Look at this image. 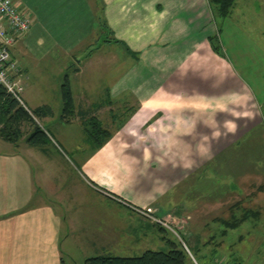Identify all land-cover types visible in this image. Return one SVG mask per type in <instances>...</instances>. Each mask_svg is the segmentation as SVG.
<instances>
[{"label":"crops","instance_id":"crops-1","mask_svg":"<svg viewBox=\"0 0 264 264\" xmlns=\"http://www.w3.org/2000/svg\"><path fill=\"white\" fill-rule=\"evenodd\" d=\"M12 2L30 19L9 48L23 107L38 110L47 138L30 145V124L15 141L0 136V264L153 250L162 229L135 208L180 216L157 205L166 179L203 169L263 119L209 37L224 26L264 47V0H236L219 23L208 0ZM104 42L105 51L78 59ZM71 65L72 110L63 115L61 77ZM92 119L110 132L99 147Z\"/></svg>","mask_w":264,"mask_h":264},{"label":"rangeland","instance_id":"rangeland-1","mask_svg":"<svg viewBox=\"0 0 264 264\" xmlns=\"http://www.w3.org/2000/svg\"><path fill=\"white\" fill-rule=\"evenodd\" d=\"M230 31L231 28L229 30L223 26L220 38L214 35L220 47L219 54L229 61L240 79L254 91L263 106V119L248 133L240 135L236 142L229 143L217 156L206 161L203 169H176L170 179H166L167 184L162 185L164 189L159 190L162 197L157 205L162 211L176 209L180 216L157 215L170 224L177 234L170 228L159 230L162 241L153 250L167 251V240L185 249L184 243L188 249H185L187 264H264V188L257 191V186L264 184V47L249 44L243 37L238 39ZM106 45L104 42L90 55L105 51ZM72 67H67V72L62 74V84L66 77L69 82ZM25 93L22 87L20 97L23 101ZM63 107L62 98V114ZM45 125L49 130L50 127ZM67 156L72 154L67 152ZM240 199L243 202L234 211L237 216L246 208L259 210L260 215L250 217L223 235L221 223L232 218L228 207ZM142 252L136 250L134 253L128 252L129 255H118L115 249L107 255L131 257ZM81 258L79 254L74 255V263L71 264H82Z\"/></svg>","mask_w":264,"mask_h":264},{"label":"trees","instance_id":"trees-1","mask_svg":"<svg viewBox=\"0 0 264 264\" xmlns=\"http://www.w3.org/2000/svg\"><path fill=\"white\" fill-rule=\"evenodd\" d=\"M236 0H208L209 6L216 22L225 18ZM100 20V19H99ZM217 37L209 38L211 47L214 51L219 52ZM66 77V76H65ZM62 98L64 114H69L72 110V94L69 88L68 79L62 84ZM38 110L31 113L21 105L17 99L9 94L6 89L0 85V136L7 141H15L21 135L22 124H30L32 127L26 141L30 145L44 143L47 138L45 131L35 122L32 115H36ZM89 133L94 137L95 147L101 146L110 132L105 129L97 119L90 120ZM264 188V184L257 186V191ZM242 199L230 204L228 210L232 212V218L225 220L222 231L225 233L228 229L236 228L250 217L259 216L260 211L252 208L244 209L240 216L237 211L242 204ZM224 222V220H223ZM158 225V224H157ZM160 229L163 227L158 225ZM169 249L167 251L146 250L138 256H110L96 255L90 256L84 260L83 264H187V253L185 249L177 243L167 240Z\"/></svg>","mask_w":264,"mask_h":264},{"label":"built area","instance_id":"built-area-1","mask_svg":"<svg viewBox=\"0 0 264 264\" xmlns=\"http://www.w3.org/2000/svg\"><path fill=\"white\" fill-rule=\"evenodd\" d=\"M29 25V17L17 10L12 0H0V85L23 106L24 102L20 97L22 86L17 77L18 67L10 55L9 48L15 39L29 28ZM135 210L143 217L176 233L170 224L155 215L151 208H135ZM179 238L183 243L181 237ZM183 246L188 251L184 243Z\"/></svg>","mask_w":264,"mask_h":264},{"label":"water","instance_id":"water-1","mask_svg":"<svg viewBox=\"0 0 264 264\" xmlns=\"http://www.w3.org/2000/svg\"><path fill=\"white\" fill-rule=\"evenodd\" d=\"M93 48H95V46H91V47H89V48L87 49V51H86L81 57H78V59H81V58H83L84 56H86L88 53H90V51H91Z\"/></svg>","mask_w":264,"mask_h":264}]
</instances>
